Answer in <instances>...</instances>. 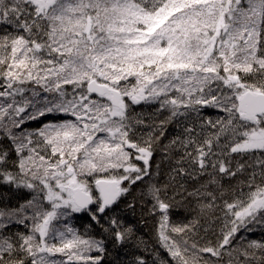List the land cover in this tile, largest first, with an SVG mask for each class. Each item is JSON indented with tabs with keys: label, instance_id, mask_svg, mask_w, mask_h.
I'll use <instances>...</instances> for the list:
<instances>
[{
	"label": "snow or ice",
	"instance_id": "obj_1",
	"mask_svg": "<svg viewBox=\"0 0 264 264\" xmlns=\"http://www.w3.org/2000/svg\"><path fill=\"white\" fill-rule=\"evenodd\" d=\"M0 264H264V0H0Z\"/></svg>",
	"mask_w": 264,
	"mask_h": 264
}]
</instances>
